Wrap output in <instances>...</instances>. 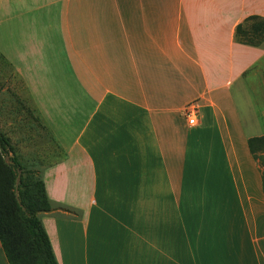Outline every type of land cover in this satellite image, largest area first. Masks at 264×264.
Wrapping results in <instances>:
<instances>
[{
    "label": "crops",
    "instance_id": "obj_1",
    "mask_svg": "<svg viewBox=\"0 0 264 264\" xmlns=\"http://www.w3.org/2000/svg\"><path fill=\"white\" fill-rule=\"evenodd\" d=\"M11 2L0 39L10 18L15 64L0 54L53 141L40 219L58 264H152V219L157 264H264L256 136L231 98L263 71L264 42L234 33L264 0Z\"/></svg>",
    "mask_w": 264,
    "mask_h": 264
},
{
    "label": "trees",
    "instance_id": "obj_2",
    "mask_svg": "<svg viewBox=\"0 0 264 264\" xmlns=\"http://www.w3.org/2000/svg\"><path fill=\"white\" fill-rule=\"evenodd\" d=\"M234 37L238 44L260 46L264 17H247ZM247 147L261 169L264 195V135L249 138ZM51 211L41 172L24 167L0 133V245L8 264H58L40 219Z\"/></svg>",
    "mask_w": 264,
    "mask_h": 264
},
{
    "label": "rangeland",
    "instance_id": "obj_3",
    "mask_svg": "<svg viewBox=\"0 0 264 264\" xmlns=\"http://www.w3.org/2000/svg\"><path fill=\"white\" fill-rule=\"evenodd\" d=\"M11 4L14 6V0ZM2 16L0 13V19L3 18ZM1 31L3 34L1 33L0 48L7 53L12 64H15L13 20L9 18L7 23L3 22ZM256 69L248 71L242 80L238 82L235 80L231 86L234 89L231 98L236 104L239 124L248 135L252 136L264 135V104L261 88L258 87V82L264 86V68L261 74L256 72ZM12 70L13 66L0 54V133L10 140L14 156L24 167L40 172L49 161L53 160V157L48 154V149L53 147V141L31 107L27 99L29 97L21 89L20 81L16 79ZM215 78L218 81V79H224V76L216 72ZM242 82H248V87L252 85L255 89L250 88L247 92L246 86L245 89L240 86ZM194 105L198 106L197 102H194ZM187 106L182 109L183 115ZM256 111L260 120L255 123ZM151 223V261L152 264H157L159 257L157 220L152 219Z\"/></svg>",
    "mask_w": 264,
    "mask_h": 264
},
{
    "label": "built area",
    "instance_id": "obj_4",
    "mask_svg": "<svg viewBox=\"0 0 264 264\" xmlns=\"http://www.w3.org/2000/svg\"><path fill=\"white\" fill-rule=\"evenodd\" d=\"M198 108L194 104L188 105L184 110V117L189 126H196L198 123Z\"/></svg>",
    "mask_w": 264,
    "mask_h": 264
}]
</instances>
